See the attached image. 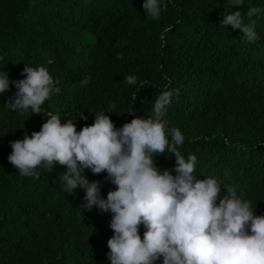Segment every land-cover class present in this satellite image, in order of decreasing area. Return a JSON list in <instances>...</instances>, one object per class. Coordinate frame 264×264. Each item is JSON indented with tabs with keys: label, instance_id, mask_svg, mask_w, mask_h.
I'll return each instance as SVG.
<instances>
[{
	"label": "trees",
	"instance_id": "16d2710c",
	"mask_svg": "<svg viewBox=\"0 0 264 264\" xmlns=\"http://www.w3.org/2000/svg\"><path fill=\"white\" fill-rule=\"evenodd\" d=\"M0 264H264V0H0Z\"/></svg>",
	"mask_w": 264,
	"mask_h": 264
}]
</instances>
